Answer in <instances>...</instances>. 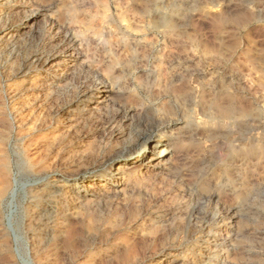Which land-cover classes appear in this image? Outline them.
<instances>
[{
	"label": "rangeland",
	"instance_id": "1",
	"mask_svg": "<svg viewBox=\"0 0 264 264\" xmlns=\"http://www.w3.org/2000/svg\"><path fill=\"white\" fill-rule=\"evenodd\" d=\"M0 264H264V0H0Z\"/></svg>",
	"mask_w": 264,
	"mask_h": 264
},
{
	"label": "bare ground",
	"instance_id": "2",
	"mask_svg": "<svg viewBox=\"0 0 264 264\" xmlns=\"http://www.w3.org/2000/svg\"><path fill=\"white\" fill-rule=\"evenodd\" d=\"M94 97H95V99H93ZM97 99H98V96H96L95 94H92L91 99L88 100V103L95 105V103H97V101H98ZM84 107H85V105H84ZM168 145H171V142L165 141L164 143H162L161 139H157L154 136H149V137H146V139L144 141L141 140L138 143V145L136 146L137 150L135 149L136 152L132 151L130 148H124V150H122L119 154L117 153L118 156L114 160V163L116 165L129 164V163H134L133 161H135V160H136V163H137V161L142 160L141 164L139 165L140 169L143 166H144V170L148 169L147 166L148 167L149 166L150 167L151 166L152 167H159L163 164V163H160L161 161L166 162L169 157L174 156V149L170 148V146H168ZM160 146H164V147L160 149ZM154 161H158V162L156 164L150 165V163L154 162ZM111 169L112 168H109V169L107 168L106 170H104L101 173H98V174L95 173L94 181L105 182V183L115 181V178L113 176V171ZM101 185L102 184H100L99 186H101ZM86 190L90 191V189L88 187L86 188ZM229 228H232V227H229ZM212 263H214V262H212Z\"/></svg>",
	"mask_w": 264,
	"mask_h": 264
}]
</instances>
